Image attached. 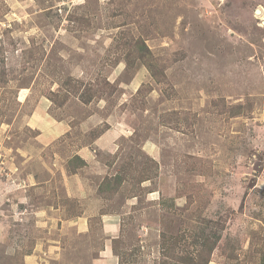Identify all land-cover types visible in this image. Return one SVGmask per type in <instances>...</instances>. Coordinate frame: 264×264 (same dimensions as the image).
Returning <instances> with one entry per match:
<instances>
[{
  "label": "rangeland",
  "instance_id": "obj_1",
  "mask_svg": "<svg viewBox=\"0 0 264 264\" xmlns=\"http://www.w3.org/2000/svg\"><path fill=\"white\" fill-rule=\"evenodd\" d=\"M93 155L109 242L69 222ZM188 257L264 262V0H0V264Z\"/></svg>",
  "mask_w": 264,
  "mask_h": 264
},
{
  "label": "crops",
  "instance_id": "obj_2",
  "mask_svg": "<svg viewBox=\"0 0 264 264\" xmlns=\"http://www.w3.org/2000/svg\"><path fill=\"white\" fill-rule=\"evenodd\" d=\"M106 144V140L103 139L97 141L96 143V145L102 152H107L108 155H115L117 153V145L115 144V142L113 143V141H111L109 144ZM85 153V149H83L82 151H77V154L87 162L86 157H90L91 154L85 156ZM96 153L97 152L95 151V154ZM90 163L93 165L100 164L102 166L100 169V173H95L99 174L95 177H98V181L100 179V183L92 184L89 180L86 179V176L80 172L81 170L74 174L68 173L67 171L65 173H62L63 185L66 186V195L70 198H82L85 202L89 201V203L82 204L83 208L80 210L79 214L75 215L73 218H70L69 222H71L75 228H80V230H82L84 234L91 233L92 228L96 225H99L101 231H104L105 234L108 235L109 240L107 242H109L110 236L108 232L113 233V231L116 230V227H118V224H120V216L110 213L106 214L105 212H103L104 202H107L108 198L106 199L104 194L99 193V187L105 179L106 174H108V171H104L103 169V167L107 166L102 164L96 156L90 159L88 164ZM59 209L61 211L63 210L62 207H60ZM59 221L61 223H65L61 219ZM108 245L109 244L104 243V251L106 250L108 252L107 254L110 255L111 250Z\"/></svg>",
  "mask_w": 264,
  "mask_h": 264
},
{
  "label": "trees",
  "instance_id": "obj_3",
  "mask_svg": "<svg viewBox=\"0 0 264 264\" xmlns=\"http://www.w3.org/2000/svg\"><path fill=\"white\" fill-rule=\"evenodd\" d=\"M140 45H142V44H140ZM139 46V45H138ZM144 49L145 48H140V46H139V48L137 47V48H135V50H137V51H139L140 53H142V55L143 54H145L144 53ZM83 98V102L85 103V104H87V103H89L90 102V99L88 98V99H86L85 98V96H83L82 97ZM77 159H75V161H71V162H69V164H68V171L71 173V174H74V173H76V172H78L79 170H81L82 169V167H85L86 166V163H85V161H83L79 156H75ZM109 179H111V177H108ZM114 178V177H113ZM123 182V181H122ZM121 178H119V176H115V180H114V183L112 184V187H111V185L110 184H108V187H106V190H111L112 188H118L120 185H121ZM99 190H100V187H99ZM101 193L102 194H104L105 192H104V190L101 188ZM116 190V189H115ZM209 235H207L206 234V229H205V231H202V233L201 234H198V236H197V241L196 242H199V243H201V245H203L204 244V246H205V248L206 249H208L207 248V246H206V242H208V240H209ZM213 250V248H211L210 249V252ZM196 260L195 259H192L191 257H188V264H197V262H195ZM262 264H264V262L262 263Z\"/></svg>",
  "mask_w": 264,
  "mask_h": 264
}]
</instances>
